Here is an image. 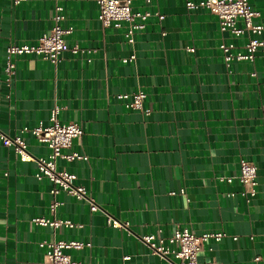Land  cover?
Returning a JSON list of instances; mask_svg holds the SVG:
<instances>
[{"label":"crops","instance_id":"0c3cea01","mask_svg":"<svg viewBox=\"0 0 264 264\" xmlns=\"http://www.w3.org/2000/svg\"><path fill=\"white\" fill-rule=\"evenodd\" d=\"M250 1L264 24V0ZM186 2L135 0L149 16L130 42L125 28L103 26L96 0H0V130L46 158L49 148L27 129L48 124L58 105L61 123L84 130L63 151L87 156L60 158L59 168L76 173L100 206L92 211L63 189L52 193L59 187L37 177V162L0 139V264H44L41 243L56 240L90 242L67 253L92 264H174L142 237L166 238L178 228L226 234L205 243L201 263L264 264V45L255 60L227 64L219 45L230 35L208 9ZM57 5L62 26L72 28L69 46L85 51L67 50L56 63L13 55L9 79L8 47L37 43L55 25ZM140 89L148 112L118 97ZM241 159L258 167L253 197L237 179L221 180L238 174ZM106 212L125 225L108 224ZM37 217L74 226L41 225Z\"/></svg>","mask_w":264,"mask_h":264},{"label":"built area","instance_id":"2783aa9c","mask_svg":"<svg viewBox=\"0 0 264 264\" xmlns=\"http://www.w3.org/2000/svg\"><path fill=\"white\" fill-rule=\"evenodd\" d=\"M134 1L96 0L99 11L98 18L103 26L125 28L126 38L130 42L135 41V35L144 27L149 16L148 11L135 10ZM186 5L188 9H208L218 18L221 31L230 35L231 40L225 39L219 45L227 64L241 60L253 61L257 58L259 48L264 45V24L255 22L254 19L258 15V11L252 6L250 0H187ZM56 11L55 25L44 33L37 43L10 45L8 47L5 71L9 79L15 74L16 63L12 60L13 55L38 54L56 63L67 50L75 53L85 51L79 45L69 46L67 35L72 32V28H65L61 24L65 19L63 6L57 5ZM235 40L242 42L238 44L234 42ZM189 50L192 51L194 48L191 47ZM118 97L125 102L126 107L148 112L144 107L147 94L143 90L121 93ZM60 110V107L56 105L51 110L48 124L41 122L36 127L27 129L49 148L50 153L46 158L34 156L19 136H10L0 130V139L5 146L13 147L21 160H35L37 162V177L39 179L46 177L59 187L52 189V193L56 194L59 189H63L77 200L89 201L91 210L97 211L100 209L98 203L88 194L84 186L76 184L78 175L59 168L58 159L60 158L68 161L87 159L86 155L79 152L63 151L71 148L74 140L84 134V130L78 122L61 123L58 118ZM233 179H237L244 186L243 195L253 197L257 194L258 167L254 162L241 159L240 170L237 175L221 177V180L228 182H232ZM59 204V201H53L50 208L55 210ZM106 217L108 224L114 227L125 225L108 212H106ZM35 221L41 225H53L55 228L64 224L69 227L74 226L71 221L62 219L50 220L45 217H37ZM225 236L226 234L223 232L207 231L200 234L191 231L189 228H178L166 238L162 235L157 237L155 234H148L144 235L142 239L150 246L153 253L159 254L174 264H214L213 261L199 262V253L206 242L212 239L220 241ZM237 238L234 236V239ZM167 241L172 246L167 245ZM89 245H91L90 242L79 240L42 242L41 246L47 247L44 264H92L90 261L74 259L71 254L67 253L69 249H82ZM130 258V255L125 257V259ZM256 260H260V257H256Z\"/></svg>","mask_w":264,"mask_h":264}]
</instances>
